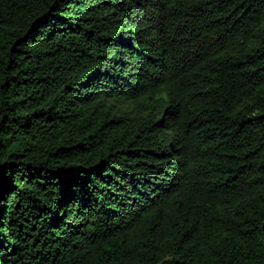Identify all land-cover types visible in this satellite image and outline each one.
<instances>
[{
	"label": "trees",
	"instance_id": "1",
	"mask_svg": "<svg viewBox=\"0 0 264 264\" xmlns=\"http://www.w3.org/2000/svg\"><path fill=\"white\" fill-rule=\"evenodd\" d=\"M0 264H264V0H0Z\"/></svg>",
	"mask_w": 264,
	"mask_h": 264
}]
</instances>
